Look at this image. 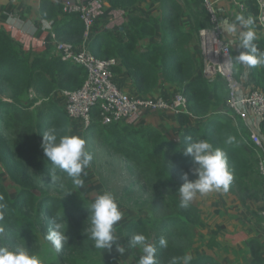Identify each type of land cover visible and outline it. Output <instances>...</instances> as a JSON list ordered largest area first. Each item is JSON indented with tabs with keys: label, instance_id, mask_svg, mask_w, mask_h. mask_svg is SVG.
I'll use <instances>...</instances> for the list:
<instances>
[{
	"label": "trees",
	"instance_id": "obj_1",
	"mask_svg": "<svg viewBox=\"0 0 264 264\" xmlns=\"http://www.w3.org/2000/svg\"><path fill=\"white\" fill-rule=\"evenodd\" d=\"M105 1L113 9L127 10L145 0ZM161 3L159 16L145 19L142 15H130L124 27V42L115 32L107 31L97 33L88 47L97 58H117L140 96L149 97L160 86L168 84L177 86L187 98L186 111L177 116L181 126L177 142L153 126H132L122 121L104 124L107 134L101 137L111 151L129 162L133 175L132 183L124 189L125 194L119 201L128 210L136 211L138 217L120 227L119 233L126 237L128 244L132 236L143 234L147 242L156 247L157 264H169L173 257L182 258L194 246V227L205 226L197 205L190 202L186 209L179 206L178 189L185 182L184 174L187 173L188 180L197 178L192 171L196 167L192 157L183 154L192 141L206 139L213 147L226 152L228 168L233 175L227 191L237 192L245 200L250 196V189H258L262 182L253 177L259 172L257 154L248 149L253 145L250 126L235 112V119L219 112L226 108L229 97L225 80L211 83L203 71L199 74L204 64L195 56L194 46L200 37L201 24L195 19V26L185 29L181 2L161 0ZM246 4L255 16L259 14L257 0H246ZM41 9L48 19L54 20L60 13L58 6L50 1L44 2ZM205 15L208 16L206 9ZM84 31V22L74 12H69L55 26L58 39L75 48L85 42ZM157 36L138 52L143 41ZM253 43L264 51L263 38ZM236 56L233 54L234 73L238 77L244 67L236 64ZM118 69L119 66L115 67V71ZM251 76L264 92V66L252 67ZM87 77L84 66L63 60L59 54L48 50L26 51L0 27V165L18 189L12 197L0 183V197L8 206L0 227L7 231L6 237L15 234L25 240L28 231L36 234L30 220L35 225L47 222L49 228L56 220L65 224V230L75 223L77 227L67 236L70 247L64 243L59 252L53 249V254L46 253L49 264H110L99 261L102 249H96L91 239L88 207L93 200H78L72 179L59 169L55 170L56 175L66 187L59 190V197L51 196L34 180L37 177L51 181L53 166L40 146L43 133L56 128L58 135L70 134L76 119L68 114L60 97L65 90L81 88ZM191 116L207 119L204 123L190 124ZM96 117H99L98 109L94 110ZM259 130L264 138V119ZM229 135L235 137L231 145L224 143ZM66 192L67 196L63 195ZM63 203L70 207L60 214L54 205ZM221 228L219 226L218 231ZM161 238L166 239L167 247L160 246ZM249 245L253 257L251 264H264L262 243L253 238ZM130 248L136 258L138 246ZM181 263H184L182 259ZM41 264L45 263L41 261ZM188 264L221 263L212 255L201 254Z\"/></svg>",
	"mask_w": 264,
	"mask_h": 264
},
{
	"label": "crops",
	"instance_id": "obj_2",
	"mask_svg": "<svg viewBox=\"0 0 264 264\" xmlns=\"http://www.w3.org/2000/svg\"><path fill=\"white\" fill-rule=\"evenodd\" d=\"M46 1L52 2L60 9L58 17L54 20L48 19L42 14L41 6ZM89 1H95L98 4L100 13L95 30L87 43L88 46L97 33L107 31L115 32L116 36L124 42L126 40L124 25L116 29V26H119L122 20L123 23L128 22L131 14L142 15L145 19H149L159 16L162 12L160 0H145L140 5L127 10L113 9L105 0H0V27L8 31L26 51L42 52L48 50L57 54L54 39L55 26L70 12L66 9V5L68 3L76 4ZM188 1L192 0H184V3H181L183 5L184 28L192 29L195 26V19H198L201 24L200 29L206 27L207 23L211 26L209 17L205 15V9L202 6L203 2L197 1L198 3L194 7ZM214 5L219 24L224 18H227L230 22H235V15L242 14L246 19L249 17L253 19L254 23L250 27L256 32L257 38L264 39V28L257 23V18L247 6L246 0H214ZM153 12L154 14L150 16ZM121 13H128L125 20ZM242 30L244 29L239 25H237V32L235 33H227L221 28V39L232 47V53L236 55L249 51V49L243 48L239 44V32ZM157 38L158 36L143 41L142 47L138 48V52L143 51L147 44ZM200 40L199 37L194 46L195 56L198 58L201 54ZM243 67L237 79L246 90L256 88L257 86L251 76L252 67L244 65ZM202 71L200 69L199 74ZM115 72L118 85L126 93L139 95L133 85L132 78L126 69L121 67V64ZM178 92L181 91L177 86L165 84L149 97L171 102ZM60 100L65 104L63 94H61ZM178 114V112L168 110L143 109L139 114L124 119L122 122L132 126H153L165 133L171 140L177 142L181 129L177 120ZM227 117L233 119L232 115H227ZM206 119L207 117L191 116L190 124L204 123ZM81 124L82 122L79 119L73 120L72 129L81 126ZM259 124L260 121L253 118L248 122L251 131L257 130L260 132ZM248 149L250 151L254 150L253 145L248 146ZM253 177L262 184L258 189H250V196L246 197L245 200L237 192H224L223 190L212 191L206 195L196 194L191 202L201 209L205 226L194 227L195 243L187 254L191 256V259L201 254H209L214 256L221 264H251L253 257L249 243L253 238L262 243L261 255L264 259V217L262 216L264 186L260 173L259 175L255 173ZM7 181L5 172L0 165V183L5 186ZM219 226H222V228L218 231ZM205 228L209 230H204ZM216 230L218 233H214Z\"/></svg>",
	"mask_w": 264,
	"mask_h": 264
},
{
	"label": "built area",
	"instance_id": "obj_3",
	"mask_svg": "<svg viewBox=\"0 0 264 264\" xmlns=\"http://www.w3.org/2000/svg\"><path fill=\"white\" fill-rule=\"evenodd\" d=\"M211 26L200 29L201 49L205 56L203 73L209 82L223 79L229 89L226 108L219 112L224 116L239 114L247 123L250 119L260 122L264 119V92L256 87L246 90L234 73L232 47L221 37V28L214 0H203ZM260 12L257 23L264 28V0H257ZM66 9L77 13L85 24V42L80 48L65 43L54 34L56 52L63 60H70L84 66L88 77L83 86L76 90H65V109L68 114L79 119L85 128L94 121V110L98 109L103 124L123 121L139 114L143 109L185 112L187 98L182 92L175 94L171 102L152 97L130 95L116 81L115 67L121 62L117 58L100 59L93 55L87 45L99 19V6L95 1L68 3ZM252 143L258 158L259 173L264 183V138L257 130H252ZM264 217V210L262 211Z\"/></svg>",
	"mask_w": 264,
	"mask_h": 264
},
{
	"label": "clouds",
	"instance_id": "obj_4",
	"mask_svg": "<svg viewBox=\"0 0 264 264\" xmlns=\"http://www.w3.org/2000/svg\"><path fill=\"white\" fill-rule=\"evenodd\" d=\"M254 21L251 17L245 18L242 14L235 15V22L227 18L220 21L219 26L227 33L237 32V25L242 31L239 32V44L249 49L248 52H241L235 57L237 65L246 67L264 66V51H260L256 44V32L250 27ZM259 53V54H257ZM246 74V73H245ZM85 140L73 134L58 135L56 128H50L43 133L41 148L44 156L52 166L51 181L56 183L60 177L56 175V169L65 172L73 182L75 188L84 186L82 175H87L85 169L90 166L93 159L91 153L85 148ZM225 144L235 143L234 136H227ZM184 155L191 156L196 167L192 170L196 175L195 180H188L187 173L184 174L185 182L179 187V206L187 208L197 193L206 195L212 191L227 192L233 175L228 168L226 152L220 147L213 145L206 139L192 141L184 150ZM0 197V220H3L7 211V204L3 203ZM90 211V235L96 249H111L117 238L114 235V225L122 219V212L119 210L114 195L110 192H103L96 196L95 200L88 207ZM4 229L0 227V233ZM65 235V224L53 220L52 227L46 236L52 247L59 252L67 240ZM161 247H167V241L161 238ZM142 248V255L138 264H157L155 258L156 247L147 242L143 234H136L131 237L129 247ZM119 253L123 254L125 249L117 245ZM180 259L184 264L191 260L190 255L182 258L173 257L169 264H179ZM0 264H41L38 256L30 254L25 250L10 251L7 247L0 246Z\"/></svg>",
	"mask_w": 264,
	"mask_h": 264
},
{
	"label": "rangeland",
	"instance_id": "obj_5",
	"mask_svg": "<svg viewBox=\"0 0 264 264\" xmlns=\"http://www.w3.org/2000/svg\"><path fill=\"white\" fill-rule=\"evenodd\" d=\"M179 1L181 3H184V0ZM197 1H200L201 3L203 2V0H192L188 2L190 5H193L195 7L198 3ZM202 6L204 7V9H206L204 3H202ZM121 14L124 17V20L126 18L125 16H128V13ZM153 14L154 12L150 14V16H152ZM126 24L127 21L123 23L122 20L120 25L116 26V29H119L120 26L123 25L125 27ZM208 25L210 26V24L207 23L206 27H208ZM200 58L204 64L205 56L203 55L202 49ZM95 125L97 127H95ZM103 125L104 124L101 122V119L99 117H96L94 118V121L90 126V128L95 127L94 129H90L89 127L85 128V126L81 124V126L74 127L70 132V134L78 135L85 140V148L91 153L93 157L90 166L85 169L87 175H82V179L84 180V186L79 189L74 187L73 189L77 191V194H75V196L78 200L90 199L94 201L97 195L102 194L105 191L110 192L114 195L119 210L123 214L122 219L113 226L114 235L117 238L116 242L112 244L111 249H102V253H100L99 256V261L101 260L104 263L109 261L110 264H138V260L143 254L142 248L138 246L139 253L136 254L135 258L133 254L134 251L132 252L131 248L129 247L126 237L123 234L118 233L120 227H123L126 223L138 217V214L135 213L136 211L131 209L128 210V208H126V206L119 201L123 194H125L124 189L132 183V171L129 162L124 159L123 156L119 155L116 151H111L106 145L105 141L101 139V137L107 134V131L104 129ZM5 175L8 180L6 182L5 187L7 188L10 195L12 197H15L18 189L15 184L10 180L6 172ZM34 180L39 184L40 188L44 189L46 192L50 193L51 196L54 197H59L61 195L59 190H64V188H66L63 181H58L56 183L52 181L46 182V179L40 180L37 177L34 178ZM35 191L37 193H40L39 189H35ZM66 194L67 192L63 193V195ZM61 206L54 205V209L59 210L60 214H62L61 210L64 212L66 208L70 207V205L67 203H63ZM64 214H66V212ZM30 222L33 225L37 235L33 230H30L28 231V237L25 240H22L21 238L19 239V237L15 234H10L6 237L7 231L4 230L3 233H0V246L7 247L10 251L14 252L17 250H25L30 254L38 256L40 260L45 264H49L50 260L46 259V253L50 252L51 254H53L54 249L51 243L46 239L50 228L47 222H45L44 224L38 223V225H35L31 220ZM75 227H77L75 223H71L70 225H68L65 230V235L69 236L72 231L75 230ZM88 227H91L90 220ZM204 230L209 229L205 228ZM196 239L198 240L197 235ZM65 243L68 247H70L68 240H66ZM45 245H49L48 248ZM117 245L125 249L123 254L118 252Z\"/></svg>",
	"mask_w": 264,
	"mask_h": 264
}]
</instances>
